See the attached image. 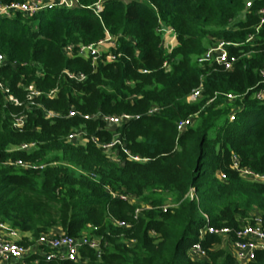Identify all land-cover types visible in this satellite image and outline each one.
I'll use <instances>...</instances> for the list:
<instances>
[{"label":"trees","instance_id":"obj_1","mask_svg":"<svg viewBox=\"0 0 264 264\" xmlns=\"http://www.w3.org/2000/svg\"><path fill=\"white\" fill-rule=\"evenodd\" d=\"M98 2L0 16L6 58L0 82L21 103H10L0 89V223L23 234L24 247L53 229L102 238L101 258L83 246L77 262L32 253L26 264H239L220 236L201 231L207 224L236 229L253 215L264 219V183L233 168L237 156L242 167L264 175V101L255 98L264 90V0H104L100 17ZM161 23L177 32L171 54L157 34ZM107 34L116 39V62H104V55L93 65L66 55L67 46L95 44ZM220 40L233 44L232 71L198 63ZM32 85L42 93L34 106L26 91ZM201 85V98L188 103ZM154 107L159 112L150 115ZM74 110L133 118L108 128L102 118L69 117ZM17 114L26 116L21 130L13 126ZM190 117L193 124L180 134L177 124ZM78 130L120 143L108 153L91 141L69 142ZM18 161L38 168L4 165ZM197 244L204 256L192 252ZM247 264H264V253Z\"/></svg>","mask_w":264,"mask_h":264},{"label":"built area","instance_id":"obj_2","mask_svg":"<svg viewBox=\"0 0 264 264\" xmlns=\"http://www.w3.org/2000/svg\"><path fill=\"white\" fill-rule=\"evenodd\" d=\"M103 2L104 0H99L97 4L93 7L95 13L100 17L101 12L103 11ZM80 5V0H27L23 3H12L10 5H4L0 2V16H11L17 12L23 13L27 16H33L38 14L41 11L50 9V8H75ZM251 7V3L247 4V8ZM260 26L264 24V8L260 11ZM157 34L161 38V45L167 51L168 54H171L176 46L177 42V32L174 28L166 26L161 23L157 28ZM233 44L224 40L218 41L213 47H211L204 55L198 59V63L201 65L211 64L222 66L226 71H232L234 69V64L236 59H231L230 57V48ZM116 46V39L107 34V37L104 40L99 41L98 43L91 45H79L78 47L67 46L65 48L66 55L69 57L78 56L84 59H92L93 65H97L98 62L105 55L106 63L116 62L119 58V55H116L112 50ZM110 51H105V48H109ZM6 62V58L3 55H0V65ZM164 68L168 69V63L165 62ZM66 74L78 81H84L86 76L83 74L76 75L66 71ZM261 76L264 78V70L261 72ZM0 89L4 92L7 97V100L20 106V101L11 94L10 89L6 87L2 82H0ZM27 91V101L34 106V99L39 97L42 93L38 91L35 86H30L26 89ZM55 92L51 93L53 96ZM203 93V86L192 91V93L187 97L188 103H194L198 101ZM227 98L230 102H234L237 99V96L227 95ZM255 98L264 101V90H260L255 93ZM159 112L158 107H154L150 110L149 114L154 115ZM82 116L85 120H90L92 118H102L108 127H118L124 123L130 121L133 117L127 114L124 115H114V116H102L97 114L95 117L90 115H81L77 111H71L69 117ZM47 118L58 117L57 114L48 112L46 114ZM13 126L16 129L21 130L26 123L25 114H17L13 117ZM236 120V114L234 111L230 115V121ZM194 122L192 117L188 119L181 120L177 124V130L181 134ZM81 140L82 142L91 141L98 147L104 149L106 152L110 153L112 148L120 143V140L116 139L111 144H106L101 142L97 137L93 136L87 138V134L84 131L78 130L72 132L68 136L69 142H77ZM35 144L31 145H22L19 149L21 150H30ZM124 152L129 156L133 161H141L137 156H132L128 150ZM5 166H19L25 169H37L38 167L34 164L24 163L18 161L16 163L6 162ZM233 168L234 170L244 179L255 182V183H264V175L255 173L247 167H242L240 159L237 156L233 157ZM223 180L226 179L224 174H221ZM190 197L195 199V190H192ZM125 200H133L128 197L122 196ZM170 206L167 205L164 207V210H167ZM149 209V207H148ZM143 209H137L136 216L140 215ZM119 226H125L124 223H118ZM91 230L97 231V228L89 226ZM208 232L213 235L220 236L222 242H227L229 248L232 252L233 257L239 264H247L249 262H254L257 258L258 252L264 253V219L260 215H253L250 218L243 220L241 226L236 229L231 228H216L207 224L206 228L201 231V236ZM19 232L11 230L6 224L0 223V264H26L24 263L25 258L30 256L32 253L41 254L47 258V260H59L60 262L69 260L77 262L80 260V249L83 246H88L90 249L95 250L98 257L101 258L103 253L102 248V238L93 236L92 234H85L79 238L68 236L65 234H44L42 235L33 245L29 247H24L19 244V241H11L10 237H18ZM46 250H49L48 252ZM192 252L195 254H200L202 256L205 253L202 251L199 244L195 245L192 249Z\"/></svg>","mask_w":264,"mask_h":264},{"label":"rangeland","instance_id":"obj_3","mask_svg":"<svg viewBox=\"0 0 264 264\" xmlns=\"http://www.w3.org/2000/svg\"><path fill=\"white\" fill-rule=\"evenodd\" d=\"M124 1H127V0H124ZM104 50L105 51H110V47L109 48H105ZM108 128H114V127H108ZM168 204L170 206L171 203L169 202ZM22 237H23V234H19L18 237H10V240L11 241H19L20 239H22ZM221 245H222V248H225V249L229 250V244L227 242H222Z\"/></svg>","mask_w":264,"mask_h":264},{"label":"crops","instance_id":"obj_4","mask_svg":"<svg viewBox=\"0 0 264 264\" xmlns=\"http://www.w3.org/2000/svg\"><path fill=\"white\" fill-rule=\"evenodd\" d=\"M52 233L53 234H62V231L60 229H53Z\"/></svg>","mask_w":264,"mask_h":264}]
</instances>
